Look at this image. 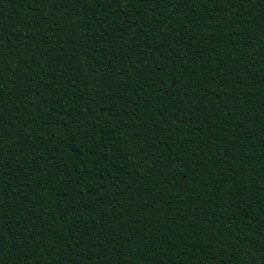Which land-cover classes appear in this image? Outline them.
Segmentation results:
<instances>
[{
	"label": "trees",
	"instance_id": "obj_1",
	"mask_svg": "<svg viewBox=\"0 0 264 264\" xmlns=\"http://www.w3.org/2000/svg\"><path fill=\"white\" fill-rule=\"evenodd\" d=\"M0 264H264V0H0Z\"/></svg>",
	"mask_w": 264,
	"mask_h": 264
}]
</instances>
